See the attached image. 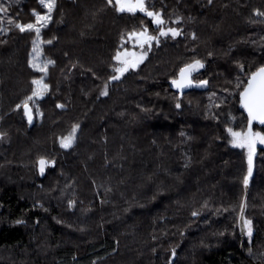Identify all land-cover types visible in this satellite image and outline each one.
Listing matches in <instances>:
<instances>
[{
  "label": "trees",
  "instance_id": "obj_1",
  "mask_svg": "<svg viewBox=\"0 0 264 264\" xmlns=\"http://www.w3.org/2000/svg\"><path fill=\"white\" fill-rule=\"evenodd\" d=\"M146 4L182 34L153 42L101 96L127 34L141 22L154 35L159 28L143 13L117 12L115 0H56L39 36L52 41L41 46L54 61L49 90L29 124L16 105L43 75L28 64L38 38L15 25L47 9L0 3V264H264V144L254 145L245 185L249 155L227 131H248L239 94L264 65V16L255 14L264 0ZM193 59L204 67L180 94L171 81ZM74 124V143L61 148ZM251 127L264 133L258 121ZM40 157L54 162L43 174Z\"/></svg>",
  "mask_w": 264,
  "mask_h": 264
},
{
  "label": "snow or ice",
  "instance_id": "obj_2",
  "mask_svg": "<svg viewBox=\"0 0 264 264\" xmlns=\"http://www.w3.org/2000/svg\"><path fill=\"white\" fill-rule=\"evenodd\" d=\"M211 2V0H209ZM2 3V0H0ZM39 3L47 9V11L41 15L39 12L33 11L35 16L34 23L27 24H16L15 26L19 29L20 32H35L37 38L40 36L41 29L46 27L51 21L52 16L51 13L53 9L56 7V0H39ZM109 4L113 3V0H108ZM115 6L117 12H128L135 14L137 12L143 13L146 17L151 19V22L159 28L157 35H151L148 32L147 27L143 26V22H141L142 30L137 32L135 30L129 32L128 38L133 42V47H138L140 52L130 51L127 48L124 51H120L119 49L115 52V55L112 57L114 61L117 62V65L113 68L114 75L108 78V81L105 82L103 89L100 91L101 96H106L108 94V86L109 83L115 80H119L126 72L129 70L136 69L145 58L148 56L149 51H151L153 42L158 46L160 43L161 37H169L171 36L173 39L182 34L181 30L176 27H167L164 25L166 21L163 19L162 12L149 10V7L146 4V0H115ZM7 8L0 6V14H6ZM255 14L258 16H264V12L259 10H255ZM179 19V18H177ZM9 23H13L12 20H9ZM55 39V37L53 38ZM123 41V36L121 37ZM193 39H195V35L193 34ZM42 43L51 44L52 41H43ZM33 52L35 53L32 58L29 59L28 64L29 67L34 71L40 72L43 75L39 79H33L31 81L33 87L31 95L27 96L21 104L16 105V109L23 108L24 115L27 117L28 123L31 124L33 121V109L31 107L32 104L35 103L36 100L42 99L44 95L48 92L49 86L44 82L45 77L48 74V66L54 64L53 60H45L39 61L38 58L40 56L39 44L37 40H33ZM211 55V53L209 54ZM204 64L199 59H193L192 62L185 64L183 67L179 69V74L176 79L171 81L173 87L177 89H184L188 87H192L194 81L192 80V74L199 69L203 68ZM208 81L201 80L195 82L196 87H204L207 85ZM240 85H238L239 87ZM240 103L241 106L248 113V131L247 132H235L231 128L227 129V131L233 137L232 143L234 146L238 147H249V168L248 175L244 177V184H248L249 176L252 172V152H254V145L258 141L260 144H264V134L260 132L252 131V123L253 121H258L261 125H264V65H261L255 72H252L247 80V84L243 86V91L240 92ZM57 108H63V104H57ZM181 105L179 103L176 104V107L179 108ZM37 114H39V109H36ZM79 129V124H74L72 126L71 132L59 138L60 147L64 149H68L72 146L76 139V132ZM3 138V134H0V139ZM54 163L53 161H48L44 157H40L38 160L39 171L41 174L45 171V166L48 164ZM73 201H69V207L73 206ZM244 203H241V220H242V228L247 229V233L249 236L252 234V225L251 221L243 218V210ZM193 216L198 215V213L193 212ZM16 223H22V221H16ZM176 255L175 249L172 250V257ZM169 264H172L171 258L169 260Z\"/></svg>",
  "mask_w": 264,
  "mask_h": 264
},
{
  "label": "rangeland",
  "instance_id": "obj_3",
  "mask_svg": "<svg viewBox=\"0 0 264 264\" xmlns=\"http://www.w3.org/2000/svg\"><path fill=\"white\" fill-rule=\"evenodd\" d=\"M43 14H44V13H43ZM43 14H41V15H43ZM164 27L167 28L166 26H164ZM149 34L154 35V34H152V33H150V32H149ZM36 40H37V42H38V44H39V51H40V56H39V58H38V62H39V61L49 60V59L45 58V56H43L42 49H41V46H42V41H41V39L38 38V39H36ZM126 40H127V42H128V45H126L125 47H123L120 51H124V49L127 48V49L130 50V51H136L137 53L140 52V49H139L138 47H136V48L133 47V42H132L131 40H129V38H127ZM34 55H35V53L33 52V49H32V51H31V58H32V56H34ZM117 66H119V65H117ZM38 79H39V78H38ZM33 113H34V112H33ZM231 129H232L233 131H235V132H247V130H244V131H243V130H239V129H233V128H231ZM253 132H260V133H262L259 129H254ZM262 134H264V133H262ZM230 136H231V134H230ZM232 140H233V137L231 136V143H232ZM232 144H233V143H232ZM255 145H262V144H260V143L257 141ZM255 148H256V147H255ZM244 149H245V152L247 153V156H248V155H249V147L245 146ZM45 167H46V166H45ZM240 218H241V217H240ZM243 218L249 220V219L244 215V210H243ZM241 225H242V220L240 219V226H241ZM241 231L243 232V234H244L247 238H250V237L252 236V234H251V236H249L248 233H247V229L242 228V226H241ZM252 232H253V228H252Z\"/></svg>",
  "mask_w": 264,
  "mask_h": 264
},
{
  "label": "water",
  "instance_id": "obj_4",
  "mask_svg": "<svg viewBox=\"0 0 264 264\" xmlns=\"http://www.w3.org/2000/svg\"><path fill=\"white\" fill-rule=\"evenodd\" d=\"M256 70H257V69H256ZM256 70H254L253 72H255ZM250 75H251V74H250ZM250 75H249V76H250ZM249 76H248V78H249ZM248 78H247V80H248ZM246 84H247V81H246ZM246 84H245V85H246ZM188 88H189V87H188ZM176 89H177V88H176ZM186 89H187V88H184V89H182V90H181V89H178V90H179V92H180V94H181V93H182L183 91H185ZM26 118H27V117H26ZM33 121H34V113H33ZM33 121H32V123H33ZM32 123H31V124H32Z\"/></svg>",
  "mask_w": 264,
  "mask_h": 264
}]
</instances>
